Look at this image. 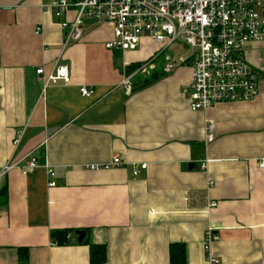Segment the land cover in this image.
Here are the masks:
<instances>
[{
  "label": "crops",
  "instance_id": "obj_1",
  "mask_svg": "<svg viewBox=\"0 0 264 264\" xmlns=\"http://www.w3.org/2000/svg\"><path fill=\"white\" fill-rule=\"evenodd\" d=\"M53 1L0 0V264H172L173 243L184 245L183 264H211L209 227L217 264H264V39L246 52L259 94L193 111L189 64L165 74L161 56L146 69L151 80L125 84L160 45L144 36L134 50L108 49L113 25L92 21L67 43L60 22L75 10L57 18ZM57 62L71 82L44 90L36 71ZM31 156L37 167L23 174ZM114 157L123 164L89 168ZM91 244L104 245L103 261L91 260Z\"/></svg>",
  "mask_w": 264,
  "mask_h": 264
},
{
  "label": "built area",
  "instance_id": "obj_2",
  "mask_svg": "<svg viewBox=\"0 0 264 264\" xmlns=\"http://www.w3.org/2000/svg\"><path fill=\"white\" fill-rule=\"evenodd\" d=\"M53 14L61 18L73 8V19L60 22L66 31L65 42L79 40L83 25L87 21L111 23L113 39L106 43L108 49L120 51L136 49L144 36L160 45L152 60L165 53L163 71L173 72L183 64L191 67V79L184 90H188V104L193 111L207 110L219 102L249 101L259 94V75L246 58L247 47L252 41L264 39V0H54L50 4ZM41 27L35 33L39 34ZM183 42L190 49L182 56H173L169 48L174 43ZM151 64L142 67L145 72ZM37 74L43 81V89L49 85L71 82L65 64L57 62L53 70L44 75L38 68ZM132 75L124 78L129 84ZM81 94L89 95L87 87H81ZM213 126L207 125L206 141L213 139ZM17 137L14 143H18ZM209 160L203 159L201 169L207 167ZM123 163L119 157L105 164L89 165L90 169H109ZM18 162L4 165L1 174L17 167ZM37 167V158L26 159L23 174ZM264 168V162L260 163ZM146 165L135 166L134 174ZM53 176L52 171H48ZM214 181H210L212 186ZM49 186H55L49 181ZM214 206L215 203H212ZM212 227L205 233L204 247L207 260L217 264L211 245L217 239Z\"/></svg>",
  "mask_w": 264,
  "mask_h": 264
},
{
  "label": "trees",
  "instance_id": "obj_3",
  "mask_svg": "<svg viewBox=\"0 0 264 264\" xmlns=\"http://www.w3.org/2000/svg\"><path fill=\"white\" fill-rule=\"evenodd\" d=\"M138 63L131 65V69L136 67ZM53 238L59 243H65L67 241V234L62 230L52 231ZM90 256L93 262H101L105 259V248L104 245L91 244ZM186 261L185 248L181 243H173L170 246V262L172 264H183Z\"/></svg>",
  "mask_w": 264,
  "mask_h": 264
},
{
  "label": "rangeland",
  "instance_id": "obj_4",
  "mask_svg": "<svg viewBox=\"0 0 264 264\" xmlns=\"http://www.w3.org/2000/svg\"><path fill=\"white\" fill-rule=\"evenodd\" d=\"M169 52L171 53H174V55H178L179 56H182V55H186L189 53L190 49H188V46H186L185 43L183 42H179V43H174L173 45L170 46V48L168 49ZM156 55V54H155ZM163 57L165 56V53H161V54H158L153 60H152V57L151 59L149 60L150 61H153L158 59L159 57ZM165 59V58H164ZM148 61L146 62H143V63H138L136 65V67H133L132 70H128V74L132 75V78H131V83L133 84L132 80L133 79H137L139 77V81H134V84H140L142 81L143 82H147L149 80L152 79V75H148V70H146L145 72H142V67L149 63ZM154 64V63H153ZM147 78V79H146Z\"/></svg>",
  "mask_w": 264,
  "mask_h": 264
},
{
  "label": "water",
  "instance_id": "obj_5",
  "mask_svg": "<svg viewBox=\"0 0 264 264\" xmlns=\"http://www.w3.org/2000/svg\"><path fill=\"white\" fill-rule=\"evenodd\" d=\"M75 234L77 235V240L80 242L85 237V231L84 230H77L75 231Z\"/></svg>",
  "mask_w": 264,
  "mask_h": 264
},
{
  "label": "bare ground",
  "instance_id": "obj_6",
  "mask_svg": "<svg viewBox=\"0 0 264 264\" xmlns=\"http://www.w3.org/2000/svg\"><path fill=\"white\" fill-rule=\"evenodd\" d=\"M155 66H156V64H155Z\"/></svg>",
  "mask_w": 264,
  "mask_h": 264
}]
</instances>
